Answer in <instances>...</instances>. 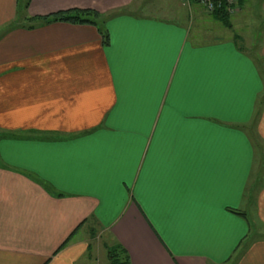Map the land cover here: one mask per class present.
Segmentation results:
<instances>
[{
    "label": "crops",
    "instance_id": "obj_1",
    "mask_svg": "<svg viewBox=\"0 0 264 264\" xmlns=\"http://www.w3.org/2000/svg\"><path fill=\"white\" fill-rule=\"evenodd\" d=\"M136 1L0 0V264H94L95 228L131 264H264V22L257 60ZM73 8L109 43L27 27Z\"/></svg>",
    "mask_w": 264,
    "mask_h": 264
},
{
    "label": "rangeland",
    "instance_id": "obj_2",
    "mask_svg": "<svg viewBox=\"0 0 264 264\" xmlns=\"http://www.w3.org/2000/svg\"><path fill=\"white\" fill-rule=\"evenodd\" d=\"M261 1L245 0L243 5H240L239 12L231 15V27H226L197 4L185 5L179 0H137L126 11L136 15L168 18L177 23L179 22L187 28L190 38L195 42L204 43L233 39L237 45L243 47L246 51L250 49L251 53H255V57L259 60V51L257 50H259L260 35L264 22ZM20 2L22 5L24 0H20ZM95 229L93 245L95 257L98 256V258L97 261L94 260V264H110L103 245L105 242L111 243L113 240L100 228ZM83 233L82 230L79 233L80 236Z\"/></svg>",
    "mask_w": 264,
    "mask_h": 264
},
{
    "label": "trees",
    "instance_id": "obj_3",
    "mask_svg": "<svg viewBox=\"0 0 264 264\" xmlns=\"http://www.w3.org/2000/svg\"><path fill=\"white\" fill-rule=\"evenodd\" d=\"M245 0H240L239 1V6L243 5ZM194 4V3H192ZM212 16L223 23L226 27H231L230 25V19H231V14H229L225 9H220L216 11L215 13L212 14ZM108 17L105 15L99 13L96 10L93 9H80V8H73L69 10H62L55 12L53 14H48V15H37L30 17L28 19V26L29 28H36L38 26L42 25H49L53 23H70V24H90L94 25L99 29L100 34L103 37V40L105 44L109 43V34L106 28V20ZM240 49L244 50L243 47H240L237 45ZM263 101V100H262ZM263 102L259 104V108L257 110V118L260 114L261 111V106ZM7 135L5 134H0L1 138H5ZM255 138V143L257 142V138ZM41 183V180H37ZM47 186V185H46ZM49 187V186H47ZM57 193V192H55ZM59 196L61 194H58ZM237 214L243 216L246 218L245 213L236 211ZM76 233V232H75ZM74 233L69 237V239L65 242L63 245L66 246L70 240L72 239ZM104 247L107 252V258L109 260L110 264H131V260L129 257V254L127 250L117 241H113L111 243H104ZM240 247V246H239Z\"/></svg>",
    "mask_w": 264,
    "mask_h": 264
},
{
    "label": "built area",
    "instance_id": "obj_4",
    "mask_svg": "<svg viewBox=\"0 0 264 264\" xmlns=\"http://www.w3.org/2000/svg\"><path fill=\"white\" fill-rule=\"evenodd\" d=\"M183 4H197L207 13L213 14L220 9H225L229 14L234 15L239 12L240 0H181Z\"/></svg>",
    "mask_w": 264,
    "mask_h": 264
}]
</instances>
